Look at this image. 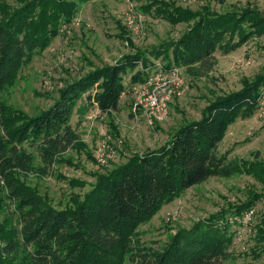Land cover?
Wrapping results in <instances>:
<instances>
[{
    "label": "trees",
    "instance_id": "16d2710c",
    "mask_svg": "<svg viewBox=\"0 0 264 264\" xmlns=\"http://www.w3.org/2000/svg\"><path fill=\"white\" fill-rule=\"evenodd\" d=\"M20 1L24 4L17 9L0 6L4 13L0 20V212L6 211L18 224L16 228L0 225V264H227L234 237L225 217L252 208L253 199L179 230L161 249L144 248L133 239L166 202L210 178L247 174L264 182V163L229 161L218 151L225 128L256 113L264 74L254 84L218 98L200 120L182 125L162 147L135 155L100 175L83 200L64 210L49 205L22 178L37 170V159L46 175L64 162L66 152L84 145L71 121L86 93L97 87L95 102L100 111H118L124 77L139 64L147 66L146 55L171 56L165 67L204 77L217 65V51L232 53L264 35V14L249 8L196 14L174 3L153 1L157 17L172 25L193 24L178 40L153 47L145 56L129 55L71 82L52 106L29 116L8 106L1 92L24 64L51 44L76 7L68 0ZM143 80L144 74L138 73L132 82ZM255 242L253 255L258 259L264 255V219L257 226Z\"/></svg>",
    "mask_w": 264,
    "mask_h": 264
},
{
    "label": "rangeland",
    "instance_id": "374dc122",
    "mask_svg": "<svg viewBox=\"0 0 264 264\" xmlns=\"http://www.w3.org/2000/svg\"><path fill=\"white\" fill-rule=\"evenodd\" d=\"M153 1L156 0H68L76 7L75 15L61 25L59 34L45 50L19 69L11 84L1 92V99L8 106L35 116L52 106L71 82L99 68L113 66L129 55L141 52L145 56L153 47L178 40L193 22L170 24L156 16L155 7L151 6ZM157 1L174 3L196 14L204 10L219 14L241 12L248 8L264 14V0ZM23 4L20 0H0V6L10 9ZM2 18L4 13L0 8V20ZM146 57L147 66L139 64L124 77L125 92L118 111L108 114L100 111L95 102L97 87L81 98L71 123L81 135L82 147L66 152L64 162L46 175H42L39 169L42 163L37 159V170L22 178L55 209L64 210L75 200H83L100 175L129 158L165 145L182 125L200 120L202 113L218 98L254 84L264 74V35L250 39L232 53L217 51V65L204 77H191L184 68L165 67L171 62V56ZM175 70L177 76L167 78L175 83L169 118L151 127L144 118H137L133 113L135 89L152 75H169ZM138 73L144 74V80L132 82ZM262 94L264 87L260 86L259 98ZM252 101L247 99L246 103ZM257 106L253 116L238 118L225 128L218 151L229 161L264 163V110ZM111 151L115 155L106 157L105 153ZM251 199L254 200L252 208L225 217L234 237L229 248L232 257L227 264H264V255L258 259L253 255L257 226L264 219V182L247 174L210 178L166 202L138 228L134 243L161 249L179 230L189 229L222 209ZM0 225L18 227L6 211L0 212ZM1 247L0 243V253Z\"/></svg>",
    "mask_w": 264,
    "mask_h": 264
},
{
    "label": "built area",
    "instance_id": "2783aa9c",
    "mask_svg": "<svg viewBox=\"0 0 264 264\" xmlns=\"http://www.w3.org/2000/svg\"><path fill=\"white\" fill-rule=\"evenodd\" d=\"M177 76V71L169 75H152L146 82L136 90L133 102V113L137 118H144L151 127L164 123L169 118L170 103L175 95L174 84L167 79ZM259 106L264 110V94L259 98ZM114 151L105 156L111 158ZM103 163V159L101 161Z\"/></svg>",
    "mask_w": 264,
    "mask_h": 264
}]
</instances>
